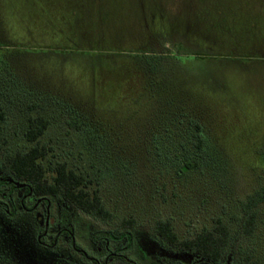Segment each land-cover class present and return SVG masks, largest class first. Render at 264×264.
Wrapping results in <instances>:
<instances>
[{"label":"rangeland","instance_id":"rangeland-1","mask_svg":"<svg viewBox=\"0 0 264 264\" xmlns=\"http://www.w3.org/2000/svg\"><path fill=\"white\" fill-rule=\"evenodd\" d=\"M0 1L7 5L1 23L11 35L41 24L35 9L41 5L46 18L48 10L64 15L75 6L73 17L59 18L64 29L71 19L77 35L78 25L94 22V3L97 16L105 17L104 35L91 28L95 37L85 44L102 54L97 67L87 51L26 49L10 57L24 79L16 84L0 64L5 150L14 154L35 145L24 137L27 121L45 117L38 143L47 148L41 160L46 178L51 181L56 163H65L113 216L103 220L56 199L55 209L68 211L77 228L80 248L91 254L90 232L112 234L111 245L120 247L128 231L135 264H205L195 252L167 248L155 224L169 221L179 239H189L220 220L232 237L223 264L264 263V202L250 235L241 210L247 195L264 184V0ZM8 32L0 30V46L14 48L19 43ZM147 55L163 58L149 63ZM83 61L93 64L96 81L78 70ZM55 92L65 95H49ZM74 114L85 125L68 124ZM194 121L201 125V149ZM185 158L199 166L181 173ZM0 173H7L1 162ZM6 220L0 222V252L12 264L52 263L36 246L29 215Z\"/></svg>","mask_w":264,"mask_h":264},{"label":"trees","instance_id":"trees-1","mask_svg":"<svg viewBox=\"0 0 264 264\" xmlns=\"http://www.w3.org/2000/svg\"><path fill=\"white\" fill-rule=\"evenodd\" d=\"M37 1L42 3V1L40 0ZM6 6L7 5L4 2L0 3V30H5L6 32H8L3 26V23H1V20L3 18L1 7L5 9ZM41 6L42 8H38V6L37 8H35L41 14V24L38 23V25H35L37 27H31V30H23V33L19 35H11L8 32L10 37H12L11 39H14V42H18L19 45L15 44L16 46H14V48H11V46H7L4 48L0 46V64L3 65L4 70H8L9 74L12 73L11 78L16 84L23 82L24 79L17 74L12 65L10 57L13 52H25L26 49L39 51L58 49L61 52L65 53L77 52L79 54H83L85 51H87L86 54L88 56L91 55L90 57L94 58L93 61L96 62V64L94 62V65L96 67L98 66V64L103 63L101 62L102 60L97 59L99 55L102 54H99L98 50L94 48L95 46L92 45L89 48L85 46L90 37H95L94 32H96V30L103 33L96 35H104L102 26L104 25L103 22L105 20V17L103 13L101 16H97L96 12L98 9L96 8L95 3L91 5L89 10V12H91V15H94L95 17H92L94 22H90L92 21L90 19V21H87L86 23L87 27H85L83 24L78 25L77 27L79 28V30H82L79 35H77L75 32H72L73 29L75 30L76 25L74 24V22L72 23L71 19H68V23L66 24L65 29L64 27L60 26L61 21L59 17H65L66 19L73 17V14L75 13V6L66 7L63 12L64 15H56L54 12H50V10H48L49 15L47 18L43 15L45 6ZM32 7L34 8L35 5H32ZM59 12L61 11L59 10L58 13ZM91 28H94L95 31L89 32L88 30H92ZM29 41L30 43H28ZM42 41L46 42L47 46H42ZM30 44H32L33 46ZM24 46H27V48H25ZM145 58L147 61H149V63L151 61L157 63V60L162 59L163 57L156 55H147ZM92 65L93 64H89L87 61L86 63L83 61L80 64V67H78V70L83 69L84 72H91L89 73L90 78L93 81H96L95 75L92 70ZM68 68L69 66H66L64 70L67 71ZM68 76L70 75L65 76L67 78V81L73 80V75L71 77ZM56 93L57 92H55L54 95H49L53 97H57V95H65L61 94L60 92L58 94ZM4 119V114L1 111L0 162L10 175H12L17 180L26 183V190L28 188H31L39 195L50 194L54 196H61L65 201L71 203L81 212L90 216H94L103 220L111 219L113 217L112 214L104 207L98 193L95 191L93 193H90L87 190L86 181L82 174L69 169L65 163H56L52 168L53 176L51 178V181L46 178V170L43 167L41 160L46 156L47 148L45 145H40L38 143V139L43 135L48 126V120L45 117L37 115L28 119L24 137L26 141L36 144L31 146L27 151L17 152L14 154L7 152L4 148V140L1 136L2 123L4 122ZM84 121L85 119H83L82 116H76L74 114L71 115L68 124H70L74 128H80L85 125ZM193 137L196 140V148L201 149L203 144L201 125L195 121ZM198 166L199 161L197 159L185 158L181 162L178 169L181 173H186L187 171L196 169ZM262 202H264V184L258 189H255L252 193L248 194L246 199L241 202V210L243 213L242 228L245 235H250L253 232L255 224V211L259 204H261ZM126 223L127 225L131 226L133 221H128ZM155 229L157 233L172 247H175L177 249L195 251L199 254V256L209 259L210 262H213L214 264H220L223 261V258L231 248L232 244L230 230L228 226L220 220L217 221L214 230H203L189 239H179L173 231L169 221H157L155 224ZM245 264L264 263L249 261Z\"/></svg>","mask_w":264,"mask_h":264},{"label":"flooded vegetation","instance_id":"flooded-vegetation-1","mask_svg":"<svg viewBox=\"0 0 264 264\" xmlns=\"http://www.w3.org/2000/svg\"><path fill=\"white\" fill-rule=\"evenodd\" d=\"M56 199H61L64 203L72 205L61 196L39 195L31 188L26 190V183L17 180L8 172L0 173V222L6 219V222H10L19 212L29 215L34 223L33 235L36 246L42 250L43 255H50L51 264H135V260L129 255L133 248L130 243L133 244L134 240L130 238L128 231L121 233L120 237H125L123 239L125 244L120 247L111 245L114 240L112 234H100L97 237L90 232L88 237L91 254L80 248L76 239L77 228L70 224L68 211L55 209ZM72 206L76 208L74 205ZM154 231L156 237L165 243L167 248L177 252H195L172 247L157 233L156 229ZM195 253L198 255L199 261H204L205 264H214L209 259L199 256L197 252ZM98 255H104V257L101 258ZM0 260L12 264L4 252H0ZM164 264L184 263L175 261ZM220 264H223V261Z\"/></svg>","mask_w":264,"mask_h":264}]
</instances>
